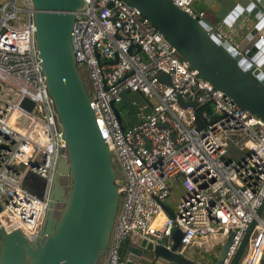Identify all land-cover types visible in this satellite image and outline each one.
Instances as JSON below:
<instances>
[{"label":"built area","instance_id":"1","mask_svg":"<svg viewBox=\"0 0 264 264\" xmlns=\"http://www.w3.org/2000/svg\"><path fill=\"white\" fill-rule=\"evenodd\" d=\"M170 1L203 19L204 9L191 8L194 0ZM32 14L31 0H0V228L17 229L28 243L39 238L57 161L67 156L34 44ZM232 26L224 23L212 34L227 41ZM70 35L76 67L90 84L89 107L121 180L104 264H125L120 249L130 234L168 249L174 226L181 231L176 251L183 255L187 247L222 245L231 234L219 262L229 264L253 218L236 264H258L264 253V209L255 214L264 196L263 120L214 88L122 0H82ZM159 72L168 79L159 81ZM124 89L150 103L127 127L111 105L121 102ZM189 102L198 108L199 128ZM26 173L43 179L40 197L22 186ZM175 181L182 194L171 218L160 202Z\"/></svg>","mask_w":264,"mask_h":264},{"label":"water","instance_id":"2","mask_svg":"<svg viewBox=\"0 0 264 264\" xmlns=\"http://www.w3.org/2000/svg\"><path fill=\"white\" fill-rule=\"evenodd\" d=\"M122 1L136 7L214 88L264 122V0H203L204 8L223 23L233 22L243 13L255 21L244 36L246 41L240 44L220 42L205 20L186 13L170 0ZM31 4L34 44L67 156L57 161L39 238L28 243L17 229L6 232L0 228V264H97L106 255L121 180L97 129L72 53L70 32L74 11L82 0H31ZM157 79L168 78L159 72ZM127 91L120 92V100L129 114L128 125H132L137 111ZM135 92L149 107V101ZM177 99L183 105L180 97ZM187 104L194 109L197 128L201 127L195 103ZM111 105L121 122L113 102ZM61 175L69 179L66 190L60 185ZM43 184V179L32 173L22 178V186L37 197L42 194ZM56 203L61 204L57 215L53 212ZM160 205L172 218L164 202ZM263 209L264 196L256 216ZM254 224L253 218L229 264L237 263ZM180 236V228L174 226L168 249L137 236V244L127 247L125 264H203L176 251ZM230 237L224 239L213 264H219ZM258 264H264V253Z\"/></svg>","mask_w":264,"mask_h":264},{"label":"crops","instance_id":"3","mask_svg":"<svg viewBox=\"0 0 264 264\" xmlns=\"http://www.w3.org/2000/svg\"><path fill=\"white\" fill-rule=\"evenodd\" d=\"M200 9H204V11H205L203 20H205V22L207 24H209L212 28H216V27L223 28L224 23L221 20L214 19L212 12L206 10V8H204V7H200ZM254 23H255V21L253 19H249L247 14L243 13V14L239 15L232 22V24H233L232 28L226 30L228 40L231 41L232 43H239V44L246 41V40H244V38H245L244 36L253 27ZM177 186H179V184H178V182L175 181L172 183L171 189L174 187H177ZM158 217H160V216H158ZM136 237H137L136 235L130 234L129 237L127 238V240L122 244L121 249H120V253H121L122 258L125 259V257L128 255L127 247L129 245H131V244L136 245L137 244V243H135ZM215 246H217L216 252L209 255L208 257H205L203 255L201 248L194 247V246L185 248L184 254L189 259L201 262L203 264H208L210 262H214L221 245L217 244Z\"/></svg>","mask_w":264,"mask_h":264},{"label":"rangeland","instance_id":"4","mask_svg":"<svg viewBox=\"0 0 264 264\" xmlns=\"http://www.w3.org/2000/svg\"><path fill=\"white\" fill-rule=\"evenodd\" d=\"M200 7H204L203 6V0H194L191 4V8L193 11L198 12ZM127 95L129 96L130 100L134 103V106L137 110V117L139 118L142 114H144L145 112L148 111V107L145 104V102L140 98V96L135 92V91H127ZM115 106L117 107L119 113H120V118H121V122L122 124L127 127L128 126V117L129 114L126 110V107L124 104H122L121 102H118L115 104ZM207 108H209L211 111L213 110V106L209 103L206 105ZM113 166L116 169V165L113 163ZM117 170V169H116ZM118 171V170H117ZM120 175V174H119ZM182 194V189L180 188V186L174 187L171 189L169 196L167 198L164 199V203L165 205L169 208V210H171L174 214L177 213V204L179 203V198ZM217 250V246H215L214 244L207 248V247H202L201 251L203 253V255L205 257H208L209 255L215 253ZM121 255V253H120ZM101 263H105V256L101 257L100 261L98 264Z\"/></svg>","mask_w":264,"mask_h":264},{"label":"trees","instance_id":"5","mask_svg":"<svg viewBox=\"0 0 264 264\" xmlns=\"http://www.w3.org/2000/svg\"><path fill=\"white\" fill-rule=\"evenodd\" d=\"M78 72H79L81 80H82V82H83V84L85 86L86 91L89 92L90 91V84H89L86 72L84 70H82L81 68H78ZM63 179H64V182H63V180H61L60 184H65L66 183V178H63Z\"/></svg>","mask_w":264,"mask_h":264},{"label":"flooded vegetation","instance_id":"6","mask_svg":"<svg viewBox=\"0 0 264 264\" xmlns=\"http://www.w3.org/2000/svg\"><path fill=\"white\" fill-rule=\"evenodd\" d=\"M61 180H63V182H64V179L61 178V179H59V182H60V183H61ZM66 183H67V184L69 183V179H68V177L66 178ZM68 185H69V184H68ZM67 188H68V187H66V189H67ZM66 189H65V190H66ZM60 208H61V204H60V203H56V204L54 205L53 212H54L55 215L58 214ZM97 264H98V262H97ZM101 264H103V263H101Z\"/></svg>","mask_w":264,"mask_h":264},{"label":"bare ground","instance_id":"7","mask_svg":"<svg viewBox=\"0 0 264 264\" xmlns=\"http://www.w3.org/2000/svg\"><path fill=\"white\" fill-rule=\"evenodd\" d=\"M159 216V215H158ZM161 217V216H160Z\"/></svg>","mask_w":264,"mask_h":264}]
</instances>
